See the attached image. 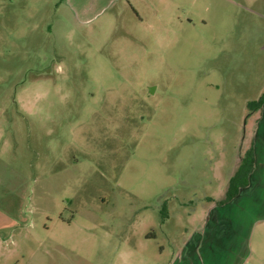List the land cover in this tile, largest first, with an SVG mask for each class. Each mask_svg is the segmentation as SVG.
Instances as JSON below:
<instances>
[{
    "label": "rangeland",
    "instance_id": "1",
    "mask_svg": "<svg viewBox=\"0 0 264 264\" xmlns=\"http://www.w3.org/2000/svg\"><path fill=\"white\" fill-rule=\"evenodd\" d=\"M263 92L264 0H0V264H172Z\"/></svg>",
    "mask_w": 264,
    "mask_h": 264
},
{
    "label": "crops",
    "instance_id": "2",
    "mask_svg": "<svg viewBox=\"0 0 264 264\" xmlns=\"http://www.w3.org/2000/svg\"><path fill=\"white\" fill-rule=\"evenodd\" d=\"M258 111L263 112L264 106ZM255 154L257 160L256 149ZM259 168L260 165H257L256 161L250 175V182L231 201L219 204V201L226 196L228 185L222 198H208L207 215L202 218L199 227L191 231L184 246L173 258L172 264H247L252 254L250 235L253 230L250 224L253 218L245 225L241 222L244 218L247 220L250 217L247 209L244 208L245 201L261 199L260 196L257 197L259 200L251 197L249 199L251 193L246 192L254 186L253 184L262 185L264 183L263 175L258 173ZM252 216L254 217L253 214ZM259 216L257 214L254 217L255 222L258 221Z\"/></svg>",
    "mask_w": 264,
    "mask_h": 264
},
{
    "label": "trees",
    "instance_id": "3",
    "mask_svg": "<svg viewBox=\"0 0 264 264\" xmlns=\"http://www.w3.org/2000/svg\"><path fill=\"white\" fill-rule=\"evenodd\" d=\"M264 106V92L260 96V98L255 101L249 103L250 111L253 110H261ZM256 164V154L254 145L249 147L245 152L242 161L236 170L234 176H232L231 181H229L226 196L224 199L219 201V204H224L226 202L231 201L235 197L238 196L240 190L248 185L250 182V175L254 170V166Z\"/></svg>",
    "mask_w": 264,
    "mask_h": 264
}]
</instances>
